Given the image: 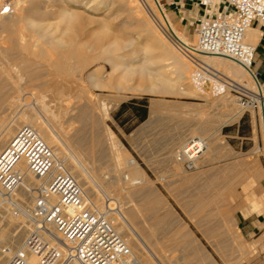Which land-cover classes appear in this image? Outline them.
Segmentation results:
<instances>
[{
	"label": "bare ground",
	"instance_id": "bare-ground-1",
	"mask_svg": "<svg viewBox=\"0 0 264 264\" xmlns=\"http://www.w3.org/2000/svg\"><path fill=\"white\" fill-rule=\"evenodd\" d=\"M94 1L90 3L88 0H11L8 5L12 7L6 6L8 7L7 10L0 12V28L6 32L3 43L5 45L1 44L3 40L0 43V264H8L11 257L17 252H23L27 264L37 263L38 257L29 251L25 243V240L30 237H34L36 242L44 244H54L56 241V230L49 224L41 225V219L36 216L35 212L38 197H42L48 206H56L58 204L57 196L46 194L49 184L58 175L71 178L79 189L81 198L98 211L106 214L115 231L128 246L133 259L142 264H157L155 261L156 253L154 254L156 250H153L154 252L150 250V252L145 248L146 246L140 245L130 226L131 223H137L135 213L142 210L136 200L145 194L144 188L150 181L145 173L146 171L138 165L135 158L126 149L116 147L118 140L115 139L113 133L103 122L108 107H105V102L104 104H99L102 98L94 99L88 89L79 86L80 88L73 96L75 102H67L69 104L63 106V102L68 101V98L58 97V89L53 90L54 87L56 88L53 80L57 75H60L59 73H74V56L76 55L77 57L80 53H83V49L88 46L94 51L89 56V59L93 60L92 62L99 57L105 61L112 62L111 73H106L103 66L96 67L89 72L87 78L94 87H104L102 84L105 82L112 84V87L117 90L139 94L152 91V86L155 84L159 85V87L173 84L179 90L187 88L185 91L193 88L198 90L200 87L198 88L195 85L196 83H193L195 81L203 89V85H205L203 84L205 83L203 81L204 75L197 68L192 70L190 64H187L182 55H180L182 53L188 58V53L195 52L196 41H189L183 34L177 32L158 0H131L133 4L129 8L136 10L138 8L137 4L145 5L144 7L159 24L157 28L179 53L174 51L170 45L165 44L166 42L162 36L159 37L154 31L153 34L157 36L159 42L163 43L164 46L160 47L157 42L154 46L149 45L147 47L148 42H145L141 43L137 48L132 46L133 42L129 39L124 45L122 44L128 47L127 53L117 51L120 49L121 44L114 39L107 42L103 41L99 44L95 43L94 45L80 42L81 40L76 39L74 35L68 34L64 38L50 36L49 32L55 30L56 26L53 29L54 26L52 27L49 25L50 23H46L47 19L57 14L56 17L58 19H64L68 23L74 18L77 20L85 17H88L91 21L93 17L86 12L95 13L98 11L99 8L95 6ZM4 7L3 4L0 5V11ZM118 27L123 30L127 27L126 22H121ZM125 33L130 35L129 32ZM257 34L259 35L260 32L257 33V30L248 27L243 35L244 43L253 46L257 42ZM145 37L148 40L147 36ZM45 45L50 48H48V52L51 49L55 51L54 58L48 57L49 54L47 56L44 54L46 49L43 47ZM33 46H38L39 50L35 51ZM155 49L157 53L153 51ZM154 53L157 56L153 55ZM35 56H41V58L51 61L48 65L52 66L53 69L48 68L47 65L44 67L42 64H36ZM198 56L199 59L201 57L202 61L206 63V66L212 67L220 74L223 73L229 76L228 80H226L227 82L223 81L221 77L220 79L223 82L215 84V89L218 92L212 94L211 89L210 92L213 96V101L210 102L211 107H215L222 102H228L225 94L229 89L238 90L253 97L256 80L252 73L236 60L226 56L205 53ZM87 59L86 56L77 59L75 68L80 70L81 66L86 65L84 63H86ZM162 59L170 60L174 67V73H176L175 77H167L168 79H166L162 73L153 69L156 64L152 63ZM225 88L226 92L223 94L225 96L218 97L219 93L225 91ZM48 93L53 94L60 101L55 108L50 107L45 101ZM119 99L121 97H118L116 101ZM80 101H85V104L80 103ZM156 104V102L150 103L148 109L149 118L144 125L154 124L157 119ZM258 104L260 121H262L261 124H263L264 129V100L260 99ZM40 111L45 113L46 117L44 119H39ZM232 112V109L219 112V120L206 119L205 122L202 120V116L207 115L205 110L197 111L198 116H200L199 121L193 128L191 127V135L196 134V136L192 137L190 135L189 138L186 137L187 139L180 141L176 147H173L174 149L171 152L173 160L170 161V164L173 167V173L182 174L181 180L179 179L180 184L175 183V179H168L169 176L167 177V175L163 174L158 175L157 180L167 182L165 186L170 191L180 185L185 187L191 183L195 176L186 173L184 165L187 164L193 168H198L202 161L211 157L214 149L213 145L216 146L214 144L215 141L212 142L213 140L211 141L205 137L207 132L205 134L203 132L206 130L214 131L215 129L212 128L217 127L220 123L219 121L222 122L221 118L233 115ZM62 114L67 117L64 122L60 120ZM238 115L237 113L231 116L232 120L238 119ZM87 122H89V127L85 129L87 125L85 127L84 125ZM143 128L147 127L144 126ZM135 137L134 139H136ZM102 146L103 150L101 149ZM142 146L144 150L139 151L138 155L145 163L151 166V162L155 158V152L146 148V145ZM168 154L170 155V153ZM116 157H119L124 163V166L122 165L123 167L120 169L116 166V162L115 166L117 169L108 162L109 159L116 160ZM157 157L156 162H158ZM170 159L167 160L169 161ZM166 169L169 171V168ZM253 170L255 179L258 180L263 174L262 170L258 166H255ZM166 171L164 170V172ZM171 172L172 170H170ZM188 186L186 189L189 191V200L200 204V207L196 209L184 208V212L195 214L200 211H208L209 213L217 208L215 202L212 203V201L204 199L207 196L206 193L197 187L191 190ZM150 196L149 203L161 201V198L159 199L153 194H150ZM254 199L256 203H263L264 191L259 190V192L255 193ZM178 201L180 202V200ZM209 206L211 207L208 208ZM230 214L227 212L225 215L215 216L214 214V216L198 217L194 223L204 225L209 222H220L224 225H230L234 222ZM144 218L148 222L150 230L156 224L167 225L172 220L168 209H165V213L162 216L150 214ZM185 235L184 233V237Z\"/></svg>",
	"mask_w": 264,
	"mask_h": 264
},
{
	"label": "rangeland",
	"instance_id": "rangeland-1",
	"mask_svg": "<svg viewBox=\"0 0 264 264\" xmlns=\"http://www.w3.org/2000/svg\"><path fill=\"white\" fill-rule=\"evenodd\" d=\"M171 1L184 2L185 4L183 6L187 8L190 12H188L187 10L185 11L186 13H182L180 15L174 13ZM10 2L11 0H0V5L3 4L5 6L0 12H2L3 10H7V8L11 6L8 5ZM88 2L91 3L93 2V0H88ZM158 2L162 7L163 11L166 13L167 18L170 20L171 24L177 29V32L183 34L189 41L195 42L196 35L194 30L196 26V19L198 18L200 13L196 5V0H158ZM94 3L95 6L99 8L98 11H96L95 13H92L90 11L86 12L89 16L93 17L92 18L93 20L91 21L88 17H85L83 19H77V20L74 18V20H71L68 23V21L64 19H60V18L58 19V17H56L57 14L53 15L52 18L47 19L46 23L47 24L50 23L49 25L52 27L54 26L53 29L56 26L55 30L49 32L50 36L57 38H61V37L64 38V36L65 35L67 36L68 34L74 35L76 39L81 40L80 42L83 43L86 42L94 45L95 43L99 44L100 42L112 41L114 39V40H118L119 43L121 44L120 49H118L117 51L118 52L120 51L121 53H127L126 51H128V47H125L123 45L125 42L129 41V39L133 42L132 46L137 48L141 43H145V42L146 43L148 42L147 47H149V45L154 46L155 43L157 42L160 44V47L164 46L163 43L159 42L157 36L153 34L154 31V33H157L159 37L162 36L163 40L166 42L165 44L170 45V47H172L174 51L179 53V51H177L174 48V46L168 40H166V38L157 28V25L159 26V24L155 19H153V16L146 9V7H144L145 5L137 4L138 8H136L135 10L129 8V6L133 4L131 0H126V1L95 0ZM180 4L179 6H182V4L181 5ZM55 6L57 7V5ZM123 21L126 22L127 27L125 28L127 29L124 28L123 30H121L120 27L118 26ZM137 23H139V25H137ZM66 25L68 28L66 27ZM130 25L132 26L130 27ZM63 29L66 30V32H64ZM0 31H1L0 43L3 40L1 44L5 45L3 43L6 37L5 36L6 32L2 31L1 28ZM125 32H129L130 35L126 34ZM1 36L4 38H2ZM143 36L144 37L147 36L148 40L146 39V37L144 38ZM119 37L121 40L119 39ZM46 46L47 45L43 47L44 49H46L44 51V54L46 56L49 54L48 57L54 58L56 54L55 51L51 49V51L48 52L49 47L47 46L46 48ZM34 47L35 46H33V48ZM38 48L39 47L36 46L34 48L35 51H38L39 50ZM83 51H82L83 53H80L77 57L76 55L74 56V73L72 74L59 73L60 75L57 76L61 78L59 77L57 78V76L54 78L53 81H54V86H56V88L54 87L53 90L58 89L57 90L59 92L58 97L61 96L62 98H68L67 99L68 101L63 102V106L75 102L73 96L77 93L78 88L80 87L88 89L94 99L97 100L98 98H102V101L99 102V104L101 105L104 104L105 102V107H108L105 112L106 117L104 118L103 122L113 133L115 139L118 140V145L116 147H122L126 149V151L129 152L130 155L135 158V160L137 161L140 167H143V163L141 161V158L136 155V152L138 153L142 149L144 150V148H142L143 146L141 145L140 142L137 141L134 142L133 145L128 144L125 141L124 136L127 131H129L134 126L140 123L139 122L140 117L144 115L145 112L148 111L150 103L156 102L157 114L160 115V119L163 121L164 124H173L175 126H181L186 128H191V127L193 128L198 123L200 116H198L197 111L201 109L205 110V112L207 113L206 116L205 115L202 116L203 119L201 118L205 122L206 119L219 120L218 113L226 111L228 109L233 110L232 112L233 115L238 113L240 116L241 114H243L241 121H239V119L232 120L231 116L233 115H228L227 117L221 118L222 122L219 121L220 122L219 125H217V127L212 128L217 130L216 134L213 131H211V133H207L206 136L207 135L210 136V134H212V137L210 136L212 139H210L208 136L207 137L210 140H213L212 142H214L215 140L219 143L221 142L222 146L224 147V150L225 147L229 148L230 145L234 147H238V149L240 148L246 149V147H250V145H252L253 143V148H251V151L253 152L252 155L254 156L255 160H257L260 163L259 166H262L264 169V151H263L264 129H263V124H261L262 121H260L261 117L259 113V105L256 106L251 105L248 102L247 97L241 96V94L239 93L240 91L237 92L238 90L236 91L229 89L226 92V88H225V91H223L224 93L223 92L219 93L218 97L226 95L225 97H227L228 102H222L217 104L215 107H211L210 102L213 101L212 100L213 96L211 95V92H213L212 94H215L216 92H218V90L215 89V84L213 85V82L210 81H204L205 82L203 83L205 84L203 85V87L205 88V89L203 88L204 90L199 84H197V82L194 81L193 83L194 84L196 83L195 85L198 88L200 87L198 90H195L194 88L191 89L192 88L191 87L190 88L191 90L185 91L187 88L185 90H179L177 86L176 85L173 86V84H169V85L167 84L166 87H159V85L155 84L152 86V91L139 93V94H132L131 92L128 91L123 92L120 89L117 90L116 88L112 87V84L105 82L104 84H102L104 85V87H100V86L94 87L87 78L89 72H91L96 67L103 66L106 73H111L110 70H111L112 62L107 60L105 61L101 57L94 59V62H92L93 60L91 61V59H89V56L94 51L91 50V48L88 46L87 48H84ZM153 51L157 53L156 49ZM155 53L153 55L157 56V54ZM180 55H182V57L187 62V64H190L192 70L196 69V66L194 67V63L191 60H188V58L185 57L182 53H180ZM85 56L88 58L86 63H84L86 65L81 66L80 70H77L75 68V65H77L76 64L77 59ZM39 57L38 56L34 57L36 59V64H42V66L44 67H46L47 65L48 68L53 69L52 66L48 65L50 64L49 62L51 61L46 60L43 57L41 58V56ZM158 60L152 63V64H156V66H154L153 69L162 73L166 77V79H168L169 77L170 78L175 77L176 73H174V67L172 66L170 60L167 59L166 60L162 59L161 61ZM199 60H202L201 57ZM223 72L225 73V71ZM221 77L223 78V81H226L229 78L228 75L226 74L224 75L223 73L220 74V78ZM219 81L221 83L223 82L222 79H220ZM207 85L210 86L209 87L210 90ZM256 88H257V84L256 87L254 88V93L257 92ZM118 97H121V99L116 101ZM71 99L74 101H72ZM45 101L52 108L58 106V103L60 102L59 99L55 98L54 95L51 93H48V95L45 98ZM80 103L85 104V101L82 102L80 101ZM234 110L237 112H235ZM239 111L241 112L239 113ZM214 113H216V115H214ZM39 115H40L39 119L40 118L44 119L46 117L45 113L42 111L39 112ZM41 115H43L44 117ZM66 119L67 117L63 116V114L60 116V120L62 122H64ZM237 125L239 126L238 128L236 127ZM221 126H222V132L220 131ZM84 127L85 129L88 128L89 122H87V124H85ZM215 135H216V139L214 140ZM191 136L195 137L196 134H193ZM247 137H249V139ZM134 145L135 146L138 145V147H135ZM156 146L157 145L153 143L146 144V148L153 150L156 148ZM101 149L103 150V146L101 147ZM115 159L116 160L114 159L108 160V162H110V165L115 168L116 166L119 169L122 168L124 166V163H122L119 157L118 158L116 157ZM184 166L186 167V170L189 172L195 169L191 166H188L187 164ZM147 176L150 179V181L144 188L145 194L143 196H140V198H137L136 200L139 203V206L142 210L135 213L137 223L135 224L131 223L130 226L135 236L137 237L140 245H142L143 247L146 246L145 248L148 249L149 251L152 250V252L156 250L154 254L156 253L155 261L157 264H264V254H262L261 247H259L257 244L255 246L252 245L246 246L244 249L245 253H243L242 255H238L237 244L235 242L236 238L232 236V233L228 236H224L222 234L224 227L221 225L222 223L209 222L204 225L203 224L197 225L196 223H194L195 220L198 219V217L200 218L209 215L214 216V214L215 216H218L220 214L222 215L227 214L225 212V209L226 208L230 209L231 205H233L234 202H235L234 205L236 204L237 198L235 196L236 191L234 189L233 190L229 189L228 190L229 192L224 191L223 193L221 192L219 194L216 192L214 196H206L204 199L212 201V203L215 202L217 204L216 206L218 209L216 208L213 212H209V213L208 211H203V212L200 211L197 212L198 213L197 215V213L194 214V213H190V212L188 213L182 211V209L184 208L196 209L200 207L199 206L200 204L191 202L189 200V196H188L189 191L187 189H184L182 187L183 185H180L178 188L170 191L165 186L167 182L161 180H153L151 173H148ZM175 183L180 184V182H175ZM150 194H153L155 197L157 196V198L159 199L161 198L160 199L161 201L149 203V200L151 199V196L149 197ZM178 200H180V202ZM253 204L254 207L252 208V211L256 213L264 214L263 213L264 203L263 204L261 202L256 203L255 201ZM210 207L211 206H209L208 208ZM165 209H168L169 215L171 216L172 220L170 221V223H168L167 225L156 224L152 226V230H150L151 228L148 226V222H146L144 217L150 214L162 216V214L164 215L165 213ZM141 215L143 216L142 219H141ZM230 215H236V214L231 213ZM184 233L186 234L185 237H184ZM155 234L158 236H156ZM184 242H186L187 244ZM151 244L153 245L155 244V246Z\"/></svg>",
	"mask_w": 264,
	"mask_h": 264
},
{
	"label": "built area",
	"instance_id": "built-area-1",
	"mask_svg": "<svg viewBox=\"0 0 264 264\" xmlns=\"http://www.w3.org/2000/svg\"><path fill=\"white\" fill-rule=\"evenodd\" d=\"M196 4L202 12L194 30L196 49L188 53V59L204 75L203 81L214 84L221 83L220 73L206 66L198 55L205 53L236 60L252 73L257 92L250 97L236 91L247 97L251 105H259V100H264V80L253 70L254 47L244 43L243 35L253 21L264 20V0H221V6L216 0H196ZM46 194L57 196L58 204L48 206L38 197L35 213L41 225H51L57 235L54 244L36 242L34 237L25 240L29 251L38 257L35 264H142L133 259L106 214L81 198L71 178L58 175ZM8 264H27V261L23 252H17Z\"/></svg>",
	"mask_w": 264,
	"mask_h": 264
},
{
	"label": "crops",
	"instance_id": "crops-1",
	"mask_svg": "<svg viewBox=\"0 0 264 264\" xmlns=\"http://www.w3.org/2000/svg\"><path fill=\"white\" fill-rule=\"evenodd\" d=\"M180 3L182 4V6H179ZM171 4L173 6L174 13H177L179 15L182 13H186L185 11L188 10L183 6L185 4L184 2L171 1ZM216 4H219V6H221V0H216ZM197 7L200 11V15L202 9L198 5ZM215 10L216 7H213L212 11ZM188 12L190 11L188 10ZM250 27L254 30H257V33L260 32L259 35L257 34V42L253 45V70L258 74L260 80H264V20H255L252 22ZM148 111L140 117L139 124L126 132L124 139L130 145H133V143L136 141L140 142L141 145H146L148 143L156 144V148L154 150L152 149L155 152V159L154 161H152L153 163L151 162V166H149V164L145 163L141 159L143 163L142 169L146 171L145 173L147 175L148 173H151L153 180H157V176L163 174L167 175V177L169 176L170 178L168 177V179H175V182H180L182 174L173 173V167L170 164V161L173 160L171 152L174 149L173 147H176L180 141L189 138L192 133V128L175 126L173 124H164L160 119L159 114H157V119L155 120L154 124L144 125V123L149 118ZM242 115L243 114H241L240 116L238 115L239 121L242 120ZM238 125L236 126L237 128L239 127ZM144 126L147 128L144 129ZM208 131L209 130L204 131L203 134H205L206 132L208 133ZM211 131L213 130H210L209 133H211ZM220 131L222 132V127H220ZM216 132L217 130H215V134ZM133 136L136 139H134ZM210 136L208 137L212 139V136ZM247 138L249 139V137ZM215 139L216 135L214 137V140ZM216 142L217 141L215 140L214 144H216V146L213 145L214 149L211 157L205 159V161H202L201 164H199L198 168H195L193 171L189 172L185 170L186 173L193 174L195 176L192 182L189 183L190 185L188 184L189 186H187L191 190L197 187L199 190H202L204 193H206L207 196H214L216 192L223 193L224 191H228L229 189H234L236 191L235 196L237 198L236 204L234 205V202L233 205H231L230 209H225V212L232 214L234 213L236 215H231V217L234 219V222L232 224H221L222 226H224L222 234L224 236H228L232 233V236L236 238L235 242L237 244L238 255H242L243 253H245L244 249L246 246H255L256 244L261 247V252L262 254H264V214L252 211V208L254 207V204L252 203L255 202V193L259 192V190L264 191V169L262 166H259L260 163L255 160L254 156L252 155L253 152L251 151V148H253V143L252 145H250V147H246V149H238V147L230 145L229 148L225 147L224 150L221 142ZM135 147H138V145H136ZM168 153H170V155ZM136 155L139 156L137 152ZM156 157L158 158V162H156ZM167 159L170 160L168 161ZM154 162H156L155 165H153ZM158 163H160L161 165ZM163 164L165 165L164 167ZM255 166L260 167L263 173L258 180L255 179L253 170ZM150 167H152L153 169ZM166 168H169V171ZM164 170H167L168 172H164ZM170 170H172L171 173ZM187 186L182 187L186 189Z\"/></svg>",
	"mask_w": 264,
	"mask_h": 264
}]
</instances>
